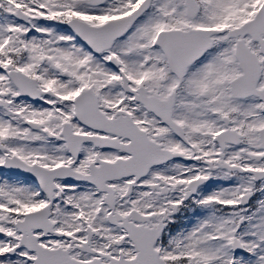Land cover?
Listing matches in <instances>:
<instances>
[{
  "label": "snow or ice",
  "instance_id": "obj_1",
  "mask_svg": "<svg viewBox=\"0 0 264 264\" xmlns=\"http://www.w3.org/2000/svg\"><path fill=\"white\" fill-rule=\"evenodd\" d=\"M0 264H264V0H0Z\"/></svg>",
  "mask_w": 264,
  "mask_h": 264
}]
</instances>
